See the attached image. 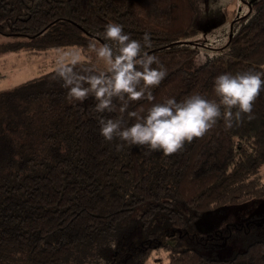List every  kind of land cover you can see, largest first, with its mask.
Returning a JSON list of instances; mask_svg holds the SVG:
<instances>
[{"label": "trees", "instance_id": "16d2710c", "mask_svg": "<svg viewBox=\"0 0 264 264\" xmlns=\"http://www.w3.org/2000/svg\"><path fill=\"white\" fill-rule=\"evenodd\" d=\"M196 15L194 0H0V36L8 39L0 54L87 51L109 22L122 24L134 39L149 32V51L167 75L153 86L154 100L132 101L130 110L196 92L212 99L218 74L264 71V0L232 23L224 53L188 71L198 53L185 41L198 33ZM95 103L93 96L69 100L55 69L0 91V264H143L148 242L158 235L147 231L158 217L183 235L203 213L264 196V90L253 102L252 119L245 116L230 129L218 120L167 155L137 145L117 151L118 141L100 134L99 117L119 113L97 114ZM180 204L192 217L176 208ZM138 209L140 217L131 219ZM133 224L146 239L115 253V260H102L116 238L127 242ZM200 250L172 251L170 264H264V239L229 259Z\"/></svg>", "mask_w": 264, "mask_h": 264}, {"label": "clouds", "instance_id": "9594fccd", "mask_svg": "<svg viewBox=\"0 0 264 264\" xmlns=\"http://www.w3.org/2000/svg\"><path fill=\"white\" fill-rule=\"evenodd\" d=\"M151 48L149 32L143 34L142 40L134 39L122 24L109 22L103 39L87 44L95 61L105 67L82 63L89 58L80 47L55 53V74L67 89L69 100L84 101L93 96L97 114L119 113L116 117H99L100 134L107 141L116 139L117 151L126 145H137L172 154L186 141L204 136L218 120L222 119L230 129L245 116L253 118V102L264 90V71L253 69L218 74L213 83L215 98L196 92L182 100L166 97L146 110H130L132 101L142 97L154 100L153 86L167 75L158 56L149 51ZM125 115L134 122L128 123Z\"/></svg>", "mask_w": 264, "mask_h": 264}, {"label": "rangeland", "instance_id": "374dc122", "mask_svg": "<svg viewBox=\"0 0 264 264\" xmlns=\"http://www.w3.org/2000/svg\"><path fill=\"white\" fill-rule=\"evenodd\" d=\"M256 1L194 0L197 10L195 27L198 33L185 41L189 42L190 47L197 49L198 53L188 62L185 69L193 71L213 57L224 53L225 51L220 48L227 43L232 23L245 16L249 12V6ZM6 42L8 39L0 36V44ZM68 48L72 47L37 53L23 51L0 54V91L9 90L29 79L52 71L55 69L54 57L57 50ZM84 55L89 59L83 62L96 63L99 68L105 67L95 61L94 53L89 50L84 51ZM261 179L264 183V165L261 167ZM176 208L181 210L186 218L192 217V213L184 205L180 204ZM141 211L138 209L131 219L140 217ZM164 221L163 216L158 217L147 231L153 234L157 231L158 235L152 236L156 240L148 242L149 250L145 260H142L143 264H170L169 257L172 251L190 248L201 249L204 255L214 259H229L235 252H243L249 243L264 239V196L240 205H227L203 213L194 223L191 231L183 235L164 227ZM129 228L127 242L123 237L116 238L117 240L102 251L105 257L102 260L105 262L112 260L115 253L126 254L129 252L127 250L130 249L129 247L132 248L133 245L146 239L147 233H144L139 224H133ZM198 238H206V242L210 244L207 247L200 246ZM133 249L135 251L131 254L136 255V247L134 246Z\"/></svg>", "mask_w": 264, "mask_h": 264}]
</instances>
